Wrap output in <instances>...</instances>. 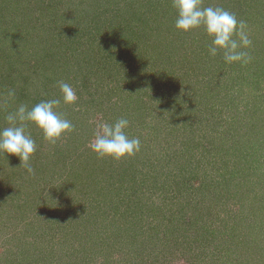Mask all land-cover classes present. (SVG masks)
Instances as JSON below:
<instances>
[{
    "label": "rangeland",
    "instance_id": "374dc122",
    "mask_svg": "<svg viewBox=\"0 0 264 264\" xmlns=\"http://www.w3.org/2000/svg\"><path fill=\"white\" fill-rule=\"evenodd\" d=\"M212 1L230 8L237 4ZM249 2L260 7L264 0ZM168 5L172 8L171 0H0V100L10 89L16 93L14 103H0V128L8 126L5 117L17 104L32 106L59 98L60 81L70 84L78 96L76 105L60 106L74 131L54 145L28 125L37 145L31 158L33 173L18 157L0 154V264H234L236 259L240 264H263L258 257L264 248V204L251 203L264 197V59L261 67L253 64L255 56L250 66L227 64L222 53L209 56L210 40L203 29H168ZM124 19L126 30L122 33L117 26L121 35L116 38L130 37L136 28L140 37L138 58L131 64L128 56L114 63L110 54L117 46L108 48L112 22ZM260 24L247 27L251 54L264 45ZM100 39L102 44L91 46ZM153 43L159 45L156 50ZM173 49L177 54L170 56ZM27 56L30 67L17 65ZM150 74L161 77L158 85L151 83ZM162 91L166 94L157 98ZM146 106L145 119L153 120L149 127L144 124L142 134L153 149L155 122L167 126L163 136L178 137L177 151L172 145L159 154L171 158L167 170L173 167L175 174L160 190L150 184L152 190L142 195L148 210L132 217L130 201H136L139 191L133 193L130 158H97L89 144L99 123L120 118L130 122L129 138L130 125L139 135L142 125L132 115L135 108L145 112ZM170 123L177 124V133ZM180 132L190 135L189 142L179 143ZM187 160L189 165L182 167ZM164 179L165 175L158 179L159 185ZM225 185L230 189L221 198L218 189ZM176 200L189 201L183 217L193 222L176 221L177 241L168 245L160 232L158 243L146 238L150 226L158 225ZM172 208L178 209L176 203ZM228 209L243 216L239 229L232 231L234 237V222L224 221ZM251 214L256 227L249 223ZM130 221L141 223L137 227L145 236L137 227L132 233ZM223 237L225 246L214 242Z\"/></svg>",
    "mask_w": 264,
    "mask_h": 264
},
{
    "label": "clouds",
    "instance_id": "9594fccd",
    "mask_svg": "<svg viewBox=\"0 0 264 264\" xmlns=\"http://www.w3.org/2000/svg\"><path fill=\"white\" fill-rule=\"evenodd\" d=\"M175 9V28L181 32H192L203 29L210 40L208 54L215 57L222 53L227 64L239 62L247 64L251 56L245 49L252 45L247 24L238 20L237 16L218 6H204L203 0H171ZM59 98L41 100L29 106L17 104L14 111L5 117L7 127L0 128V154L13 155L19 158L28 173H33L31 158L36 152V141L27 131L29 124L34 125L49 144L54 145L62 136L74 131L75 126L60 111V106L76 105L78 96L68 83L58 82ZM16 93L10 89L0 103H14ZM127 118L115 122H101L97 125L94 139L90 142V150L97 158L121 160L131 158L141 149V141L129 138L126 129Z\"/></svg>",
    "mask_w": 264,
    "mask_h": 264
},
{
    "label": "trees",
    "instance_id": "16d2710c",
    "mask_svg": "<svg viewBox=\"0 0 264 264\" xmlns=\"http://www.w3.org/2000/svg\"><path fill=\"white\" fill-rule=\"evenodd\" d=\"M234 1H236L237 4L232 5L231 8H230V6H225L224 4H223L224 5L223 6L220 2L219 3L216 2L217 3L216 6L222 7L225 10L234 13L237 16L238 20H243V21L246 22L247 27L249 25H254V24L258 25V22L261 23L260 24V28L264 27V3L259 2V4L261 5L259 7V6H253L254 2L251 3V2H249L250 0L249 1L244 0L245 2L243 4H242L243 0H234ZM244 4H246L248 7H252V9H254V10H255V8L258 9L259 12L252 13V12H250V10L247 11V9H245L244 6H243ZM209 5L214 6V2L212 0H205L204 1V6H209ZM167 7H169V5ZM170 8L171 7L166 8V13H169V16L167 17V19H168L167 24H169L168 27L169 26L170 27L168 28V27L164 26V28H168L170 31H172L173 29H175L174 25H175L176 14H175L174 10H172V8L171 9ZM170 12L173 13L174 15H171ZM249 15L252 17V21L250 20ZM252 15H254V16H252ZM113 18H116V14H113ZM118 20H116L115 22H112L114 29L112 30L113 32H110V34L108 35V38H107V40L110 39V38L112 39V40H110L111 43H110L108 48H114V47L117 46V50L113 49V52H111L110 56L111 57H115L116 60L113 59L114 63H118V61L120 60L121 57L128 56V57H130L129 59H130V64H131V62H133L134 60H136V58H138L137 52H139L140 50L137 49V48L139 46L140 37L137 34L138 31H137V28H136V29L133 30V32L130 35V37H128L126 35L125 36L123 35L122 38H116V36L121 35V32H117L116 33L117 26H120L122 33H123L124 29L126 30V27H125L126 26V19H124L123 23L122 22H118ZM140 27H141V25H140ZM101 40L102 39H100L99 41H95L93 43H90V44H91V46L95 45L97 47L99 44H102ZM71 44H74L73 41L71 42ZM158 46L159 45L153 43V47H152L153 50H156V47H158ZM178 46H180V44ZM73 47H75V45H73ZM171 47H173V46L171 45ZM175 49H178V48H175ZM202 49H203V47H202ZM129 51H130V54H129ZM172 51H170V53H172L170 56H174V55L177 54L176 52H174V49ZM247 52L251 56V60H250L249 63H247L245 65L246 66H250L249 64L252 62L253 56H255L254 58H256V60L253 62V64L255 66L259 65V66L262 67L260 59L261 58L264 59V45L258 47V49L254 50L252 52V54L249 52V49H248ZM47 55L48 54H46V55L43 54L42 57H45V56L47 57ZM80 55H83V53H81ZM220 56L221 55H218V58H220ZM167 62L173 63L174 59L168 58ZM16 63H17V65H19V64L23 65L24 69L26 67H30V65H32V61L29 58V56H27L25 59L23 58V60H19V62H16ZM14 65H16V64H14ZM9 66H11L10 68L13 67L12 64H9ZM147 76H148L149 80L151 81V83L153 85H158V80L157 79H158L159 76H156L154 74H150V75H147ZM160 78L161 77H159V79ZM172 91L175 92V91H178V90L176 88H174ZM159 92H160V90H159ZM159 92H158L157 98H159V96L163 97L164 94H166L165 93L166 91H162L161 92L162 95H160ZM157 101H159V99ZM144 103H145V105L148 106L147 102L144 101ZM147 106H146V111L145 112L142 111V110L139 111L137 108H135V114L132 115V113L130 112V115H132V117L135 116L137 118V120L139 121V126L142 125L141 132H139V130L137 128V132H138L139 135H136L134 132H132V128H134V125H130V138H137L138 137L140 139V141H141V149H140V151L138 153H136L133 157L130 158V180L132 181V186L134 185L136 187L135 190H133V193L137 194L136 192L139 191V193H138L139 196L134 195L135 198H136L135 199L136 201H133V202L130 201V209H132V211L135 213V216L133 214L132 217H137L140 214V210H142V211L148 210L147 197L144 198L142 195L146 194L145 192H148V190H152V187H151L150 184L153 185V188H156L155 191L160 190V186L165 185L166 183L170 184V181H172V180H170V181L167 182L168 176L175 174V173H173L174 171L172 170L173 167H172L171 171L167 170V169H169L168 164H170V163L172 164L171 158L167 157V159H168V161H167L166 157L163 158L159 154H161L162 152H167V149L172 148V147H170L172 145H173V149H171V150L177 151L178 150V137H177V135L175 136V138H170V137L168 138V136H166V137L163 136L162 135V128L165 129L166 125L163 124V126H162V121H160L158 123L155 122V123H153V124H155L154 127H156V126H158V127L155 128L156 142H154V147L155 148L153 149V145L151 143H148V140L145 141V139H147V136L142 134L143 133L142 130L145 131L144 124L149 127V125L151 124V122L153 120L152 118H151L152 120L150 119V121H149V119H145V117L148 116V114L146 113L147 112V108H148ZM173 109H175V113L177 114L178 107L173 108ZM162 110H164V109H162ZM154 116H156V114L153 115V117ZM167 117H165V118H167ZM161 118L163 120V116L162 115H161ZM171 118H174V116L171 115ZM170 128H171L172 131L174 130L177 133V131H178L177 124L174 125V124L170 123ZM170 128H169V131H170ZM159 135H162L160 137V141H158ZM179 135L181 136V140L179 142L180 144H186L187 142H189L190 135H188L187 133H183V132H180ZM165 148H166V150H164ZM148 151H151V152H148ZM155 152H156V155H155ZM177 162L178 161H176V163ZM188 165H189L188 160L185 161L184 163H182V167H185V166H188ZM162 175H165V179L163 180L165 183H161V185H159L158 179H160ZM167 186H172V185H167ZM225 186L222 189L221 188L218 189L219 192H221L220 193V197L221 198L225 197L226 196L225 193H227V191L230 189L227 186L226 187ZM172 189H178V187L177 188L173 187ZM177 191H179V189ZM204 197H206V196H204ZM204 197L202 196V198H204ZM260 197L259 198L257 197L259 200L258 199H253V201L251 203L252 206L257 201H259L258 206H260L261 204H264V197H261V198ZM239 198H240L239 200L243 201L242 197H239ZM189 201H190V199H189ZM189 201L187 203H182L181 202L182 204H179V201L176 200L174 203H172L173 205L172 204L168 205V208L166 210V213L168 215H166V216L162 215L160 217V219H162V220L158 221V225H154L153 227L150 226V229H149L150 232L148 233L146 238H148L149 240H153V241H156V239H157L156 242L158 243V240L160 238L159 234L163 233V237L167 240V245L169 244V241H171V240H176L177 241L178 235L175 234L173 236V233L175 232V230L179 229L177 222L181 223L182 225L183 224H186V225L187 224H191L193 222V220H190V217L187 216L186 219H184V217H183V214L187 213L185 211V209L189 205H191V204H189ZM175 203H176L178 209L177 208H172ZM156 206H158V205H156ZM194 210H196V207H195ZM199 210H201V209H199ZM236 210L237 209H235V210L228 209L227 211H225V214H227L228 218H225L224 221L228 222L227 219H230V221L234 222V228H232L231 232L234 231L235 228L239 229L240 223H242V219H243V216L241 214H239V212H235ZM193 211H192V208H191V212H193ZM177 212L181 213L180 214L181 217L175 215ZM255 213H256V211H255ZM253 216L254 215L251 214L252 221H250L251 220L250 219L249 223L250 224L254 223V226L256 227V220L253 221V219H255L256 217H253ZM262 220H264V218ZM131 222L132 221H130V227H132L131 228V232L132 233H133V227H137V226L142 227L141 223L135 224V222H134V224H132ZM137 228H138V230H141L142 235L145 236L144 231L142 229H140L139 227H137ZM218 230L221 231L220 229H218ZM212 231L215 233V235H218L220 233H221V235H224V233L218 232L215 229H212ZM199 233H198V235H199ZM231 234L234 237L233 232ZM262 235L263 236H261V239L264 240V231H263ZM236 236H237V234H236ZM136 241H137V239H136ZM138 242H139V240H138ZM214 242H218V244H220V242H222V244L225 246V243H227V240H225L224 237H223L222 240L220 238V239L214 240ZM251 243H253V242H251ZM259 252L261 253V255L258 257L259 261H261V263L264 264V248L261 249ZM228 262L231 263V260L228 261ZM234 264H240V261L236 259L234 261Z\"/></svg>",
    "mask_w": 264,
    "mask_h": 264
}]
</instances>
